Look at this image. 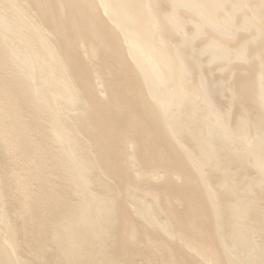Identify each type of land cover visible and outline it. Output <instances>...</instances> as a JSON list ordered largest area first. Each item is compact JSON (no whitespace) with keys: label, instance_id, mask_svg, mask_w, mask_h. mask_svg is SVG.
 <instances>
[{"label":"bare ground","instance_id":"bare-ground-1","mask_svg":"<svg viewBox=\"0 0 264 264\" xmlns=\"http://www.w3.org/2000/svg\"><path fill=\"white\" fill-rule=\"evenodd\" d=\"M0 264H264V0H0Z\"/></svg>","mask_w":264,"mask_h":264}]
</instances>
